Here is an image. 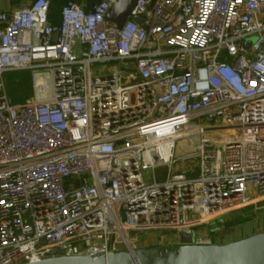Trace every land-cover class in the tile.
Masks as SVG:
<instances>
[{"label":"built area","instance_id":"obj_1","mask_svg":"<svg viewBox=\"0 0 264 264\" xmlns=\"http://www.w3.org/2000/svg\"><path fill=\"white\" fill-rule=\"evenodd\" d=\"M117 1L0 10V264L180 239L264 201V0H136L122 25ZM178 149L196 175L172 174Z\"/></svg>","mask_w":264,"mask_h":264},{"label":"water","instance_id":"obj_2","mask_svg":"<svg viewBox=\"0 0 264 264\" xmlns=\"http://www.w3.org/2000/svg\"><path fill=\"white\" fill-rule=\"evenodd\" d=\"M136 0L117 1L106 19L122 25L132 13ZM143 22L140 16H132ZM26 264H264V232L225 244H194L188 234L172 247L158 245L109 252L98 256H63Z\"/></svg>","mask_w":264,"mask_h":264},{"label":"rangeland","instance_id":"obj_3","mask_svg":"<svg viewBox=\"0 0 264 264\" xmlns=\"http://www.w3.org/2000/svg\"><path fill=\"white\" fill-rule=\"evenodd\" d=\"M62 2H57L56 10H59ZM252 39L246 41V46L250 48ZM96 68H100L98 65ZM5 83L10 100L15 104H23L27 100L33 99V86L31 81V73L27 71H10L5 74ZM37 100H44L38 98ZM196 141H193L190 145V150L195 149ZM192 147V148H191ZM176 162L172 167L173 173L185 172L188 174L196 175L198 173V158H183L178 155V150L175 153ZM166 167L157 169L156 173L160 179L168 173ZM151 175L146 174V180L151 181L149 178ZM220 219V220H219ZM217 221L209 226L199 225L192 227L191 238L192 243H204V244H225L234 241L237 238L244 237L250 233L259 231L264 228V204L254 209L248 207L242 210L228 212L222 215ZM219 220V221H218ZM180 230L174 228L166 229H152V230H138L134 236L142 235L145 239L141 243L142 247H154L158 245L167 244L168 247H172L175 244H179L180 240L178 235ZM209 233V236L207 235ZM165 246V245H164Z\"/></svg>","mask_w":264,"mask_h":264},{"label":"crops","instance_id":"obj_4","mask_svg":"<svg viewBox=\"0 0 264 264\" xmlns=\"http://www.w3.org/2000/svg\"><path fill=\"white\" fill-rule=\"evenodd\" d=\"M31 1H32V0H0V10H1V11H9V12H11V11H14V10H16V9H18V8H21L22 6H25V5L29 4ZM50 1H51V5H52L54 8H56V6L59 5V4L56 5L58 1H59V3L62 2L61 0H50ZM66 1H67V0H65V1L63 2V4H64ZM98 1H99V0H75V2H76L77 4H79L80 6H82V7H84V8H88V7H90L92 4H94V3L98 2ZM63 4H62V5H63ZM62 5H61V7H62ZM61 7H60V8H61ZM60 8H59V9H60ZM57 19H58V18H57ZM178 155H179V156H182V155H183V152H182L180 149H178ZM262 204H264V201H263V202H260V203H257V204H255V205L248 206V207H252V208H254V209H257V207L260 206V205H262ZM248 207H244V208H241V209H239V210H242V209H245V208H248ZM236 211H238V210H236ZM232 212H234V211H232ZM261 232H264V228L259 229V231H256V232H253V233H250V234H248V235H246V236H244V237L237 238V239H235L234 241L241 240V239H244V238H247V237L253 236V235H255V234L261 233ZM179 240H180V239H179ZM231 242H233V241H231ZM228 243H229V242H228ZM194 244H196V243H194ZM164 245L168 247L167 244H164ZM175 245H176V244H175ZM173 246H174V245H173ZM148 247H149V246H148Z\"/></svg>","mask_w":264,"mask_h":264},{"label":"trees","instance_id":"obj_5","mask_svg":"<svg viewBox=\"0 0 264 264\" xmlns=\"http://www.w3.org/2000/svg\"><path fill=\"white\" fill-rule=\"evenodd\" d=\"M59 11H60V9L59 10H56V8H54L53 6H52V14H51V18L53 19V21H58V17H59ZM24 72V71H23ZM32 81V80H31Z\"/></svg>","mask_w":264,"mask_h":264}]
</instances>
